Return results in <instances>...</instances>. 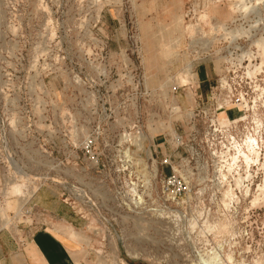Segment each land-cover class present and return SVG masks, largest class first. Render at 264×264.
<instances>
[{"label":"rangeland","instance_id":"1","mask_svg":"<svg viewBox=\"0 0 264 264\" xmlns=\"http://www.w3.org/2000/svg\"><path fill=\"white\" fill-rule=\"evenodd\" d=\"M35 194L74 264H264V0H0V234Z\"/></svg>","mask_w":264,"mask_h":264},{"label":"crops","instance_id":"2","mask_svg":"<svg viewBox=\"0 0 264 264\" xmlns=\"http://www.w3.org/2000/svg\"><path fill=\"white\" fill-rule=\"evenodd\" d=\"M198 87L201 83L209 82V74L205 71L202 75L197 74ZM34 215L38 226L22 231L21 236L13 237L11 234H0V245L6 240H14L18 250L22 251L27 264H74L66 242L62 235L52 232L46 223H42L41 217L45 213L44 200L39 194L32 199ZM58 216L59 214H54ZM59 217V216H58ZM42 223V224H41ZM46 226V227H45ZM68 246V247H67Z\"/></svg>","mask_w":264,"mask_h":264},{"label":"bare ground","instance_id":"3","mask_svg":"<svg viewBox=\"0 0 264 264\" xmlns=\"http://www.w3.org/2000/svg\"><path fill=\"white\" fill-rule=\"evenodd\" d=\"M239 154L244 157L245 161L249 163L255 159L258 160L260 155V146L255 138H249L245 144V149L241 148ZM237 160V157L235 158ZM235 159H233L235 161Z\"/></svg>","mask_w":264,"mask_h":264},{"label":"built area","instance_id":"4","mask_svg":"<svg viewBox=\"0 0 264 264\" xmlns=\"http://www.w3.org/2000/svg\"><path fill=\"white\" fill-rule=\"evenodd\" d=\"M92 146H93V143H92V142H89V143L86 144V150H87V152H88L89 154H91V148H92ZM164 163H165V164L168 163V159H167V158L164 160ZM29 214H30V213H29Z\"/></svg>","mask_w":264,"mask_h":264}]
</instances>
